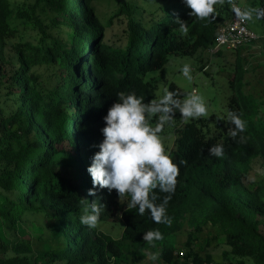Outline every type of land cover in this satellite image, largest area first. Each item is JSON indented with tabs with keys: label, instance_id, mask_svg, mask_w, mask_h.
I'll list each match as a JSON object with an SVG mask.
<instances>
[{
	"label": "trees",
	"instance_id": "16d2710c",
	"mask_svg": "<svg viewBox=\"0 0 264 264\" xmlns=\"http://www.w3.org/2000/svg\"><path fill=\"white\" fill-rule=\"evenodd\" d=\"M101 5H107L104 13L97 12ZM190 11L183 0H164L152 12L121 0H0V44L10 47L9 57L0 54V217L12 230L27 215L51 219L41 239L56 244L38 252L28 242L0 240V264H114L122 258L119 243L80 223L92 198L86 169L117 93L134 92L147 103L169 56L214 47L227 0L216 6L212 22ZM114 20L120 33L108 35ZM241 80L240 72L227 108L246 121L243 133L231 138L229 122L213 127L219 134L203 133L192 120L175 130L169 156L180 174L167 206L171 226L153 223L147 210L143 216L128 206L122 211L121 240L133 247V259L150 249L163 264H204L209 257L200 258L195 244L210 224L223 237L221 264H264V179L249 189L244 184L252 161L264 160V122ZM216 144L223 145L222 158L208 154ZM156 195L159 204L167 194ZM154 229L164 237L155 247L142 239ZM183 229L178 261L170 237Z\"/></svg>",
	"mask_w": 264,
	"mask_h": 264
},
{
	"label": "clouds",
	"instance_id": "9594fccd",
	"mask_svg": "<svg viewBox=\"0 0 264 264\" xmlns=\"http://www.w3.org/2000/svg\"><path fill=\"white\" fill-rule=\"evenodd\" d=\"M225 2L183 0L191 9L190 16L208 22L216 18V6ZM227 2L232 5L240 21L253 19L252 11H242L232 4V0ZM180 30L187 31L183 21H180ZM180 71L184 78L192 81L190 65L185 64ZM177 112L181 120L187 123L206 117L208 107L204 97L195 90L180 99L175 91L165 88L158 99H151L147 103L134 92L117 93L116 101L102 117L104 127L100 131L103 140L97 145L99 150L91 157V163L86 169L92 183L88 195L95 197L97 191L106 189L111 193L115 190L119 200L130 198L128 207L136 209L139 215L143 216L147 210L153 223L171 226L172 218L167 214V206L176 191L180 173L178 165L166 154L160 133L174 121ZM154 118L155 126L152 125ZM221 119L233 126L227 133L233 139L246 130V121L235 112L229 111ZM208 154L222 158L225 155L223 145L210 147ZM157 191L167 194L159 204L156 203ZM104 210L105 205L99 199L88 202L80 216V223L88 229L96 228ZM163 238L159 229L149 230L142 237L143 241L153 247L155 242ZM150 259L157 261L158 254H152Z\"/></svg>",
	"mask_w": 264,
	"mask_h": 264
},
{
	"label": "rangeland",
	"instance_id": "374dc122",
	"mask_svg": "<svg viewBox=\"0 0 264 264\" xmlns=\"http://www.w3.org/2000/svg\"><path fill=\"white\" fill-rule=\"evenodd\" d=\"M136 3L146 12H152L156 7L160 6L164 0H121ZM261 0H232V4L240 5L243 10H249L253 13V19L245 21L247 28L254 33L256 39L250 44L241 47L236 52H227L225 55H213L204 50H198L192 57L169 56L168 63L158 72L155 73V93L154 99H158L165 88L169 85L175 88L178 98L184 99L193 90L204 97L208 115L203 118L192 120L197 123L198 127L202 125V132L219 134V130L213 127L219 124L224 127L226 121L221 119L228 112L227 102L229 97L237 94V91L232 87L237 75L242 74V92L252 94L257 103L260 104V118L264 122V50L262 47V37H264V7L261 6ZM107 5L96 7L97 12L104 13ZM231 6L228 3L227 17L220 21L219 24L225 23L230 17ZM260 16L258 19L257 16ZM114 20L110 28L111 34L120 33V25ZM122 26V25H121ZM220 51H225L224 48H219ZM9 44H0V54L9 57ZM7 54V55H5ZM238 62L240 63L238 65ZM190 65L192 69V81H188L181 74V68L185 65ZM180 118V113L177 112L174 121L170 125H166L160 133L162 144L169 155L170 149L174 143L175 130L185 124ZM155 126V118L152 121ZM34 140V139H32ZM31 141V140H30ZM264 179V160L256 158L252 161L250 169L244 179L245 186L252 188L254 183ZM99 199L105 205V210L101 213L97 224V233H104L112 240L121 245L122 258L114 264H163L158 257L157 261H152L150 256L155 252L150 249L144 251V258L133 259V247L130 243L121 240L123 229L122 211L128 206L130 198H114L108 191L101 190L97 192L95 197L92 196L91 201ZM6 206V205H5ZM2 209H4L2 205ZM53 220L43 219L27 215L22 222L17 223L15 230L9 229L8 222L0 217V240L2 242L22 241L28 242L30 246L40 252L48 248H54L55 243L49 244L41 239L47 233L48 227L53 225ZM187 232L183 229L175 232L170 237V242L174 245L177 253L175 257L180 261L183 245L186 240ZM195 250L203 260L206 256L208 261L204 264H221L222 253L226 251L223 243V237L217 227L210 224L203 227L201 234L198 236V241L195 244ZM157 254V253H155ZM246 264H254L251 259L245 260ZM97 264V263H93Z\"/></svg>",
	"mask_w": 264,
	"mask_h": 264
},
{
	"label": "built area",
	"instance_id": "2783aa9c",
	"mask_svg": "<svg viewBox=\"0 0 264 264\" xmlns=\"http://www.w3.org/2000/svg\"><path fill=\"white\" fill-rule=\"evenodd\" d=\"M230 6V18L217 29L214 39V47L209 50L210 54L215 53L219 48H224L227 52H234L256 39L254 33L247 28L246 22L240 21L233 12L232 5ZM235 6L244 11L241 6ZM180 255L182 257V253Z\"/></svg>",
	"mask_w": 264,
	"mask_h": 264
}]
</instances>
